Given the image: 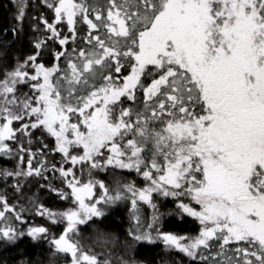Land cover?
<instances>
[{"label":"snow or ice","instance_id":"1","mask_svg":"<svg viewBox=\"0 0 264 264\" xmlns=\"http://www.w3.org/2000/svg\"><path fill=\"white\" fill-rule=\"evenodd\" d=\"M11 2L0 33L34 35L14 64L0 56V247L112 264L77 237L123 204L133 245L264 264V0ZM33 183L67 206L20 203Z\"/></svg>","mask_w":264,"mask_h":264},{"label":"trees","instance_id":"2","mask_svg":"<svg viewBox=\"0 0 264 264\" xmlns=\"http://www.w3.org/2000/svg\"><path fill=\"white\" fill-rule=\"evenodd\" d=\"M30 2H34V0H30ZM14 10V4L11 0H0V28L12 26ZM33 35L31 28L27 26L18 40L11 36L5 39L3 33H0V45H7L9 41H13L10 47H0V56L3 57V61L14 64L15 57L30 46L29 40ZM37 136H39V133H37ZM3 167L11 168L12 163L0 157V168ZM124 174L127 180H136V178L139 180L134 172L128 174V171L125 170ZM100 175L106 181L111 182L110 176L103 173ZM54 182L58 183V180ZM10 184L11 181L6 182L3 177H0V191L7 189V194L11 197ZM28 187L30 190L26 191L25 197L20 198V203H25L26 197H31L36 193L49 206L56 208L67 206L56 201L54 196L46 191H40L34 183ZM168 207H171V205L168 204ZM161 211H167V208L162 207ZM145 213L150 216L151 210L145 208ZM171 219L165 217L166 221H171ZM34 220L36 223H46L43 218L38 216L34 217ZM129 227L128 210L123 204H120L110 209L107 218L103 219L102 222L98 218L96 224L89 223L80 226L79 240L86 250L98 254L101 260L109 259L112 264H118L119 258H131L140 262V264H191L189 258L184 254L178 250H167L159 242L156 244L133 245L131 238L127 235ZM170 230L178 231L181 234H195L196 226L189 222L175 229L170 228ZM53 231L58 232L60 229L54 228ZM48 251L46 243H35L25 239L19 243L18 247L9 246L7 249L0 247V264H20L22 260L31 261V264H48ZM57 264H65L62 256L57 260Z\"/></svg>","mask_w":264,"mask_h":264},{"label":"flooded vegetation","instance_id":"3","mask_svg":"<svg viewBox=\"0 0 264 264\" xmlns=\"http://www.w3.org/2000/svg\"><path fill=\"white\" fill-rule=\"evenodd\" d=\"M139 180L141 179V178H138ZM136 180H137V178H136ZM167 207H168V205H167Z\"/></svg>","mask_w":264,"mask_h":264},{"label":"rangeland","instance_id":"4","mask_svg":"<svg viewBox=\"0 0 264 264\" xmlns=\"http://www.w3.org/2000/svg\"><path fill=\"white\" fill-rule=\"evenodd\" d=\"M80 236V235H79ZM79 239V237H77Z\"/></svg>","mask_w":264,"mask_h":264}]
</instances>
